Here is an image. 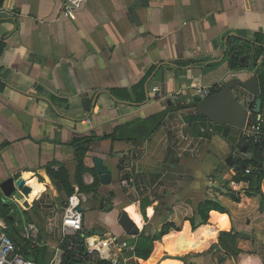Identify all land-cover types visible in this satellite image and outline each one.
<instances>
[{"label":"crops","instance_id":"crops-1","mask_svg":"<svg viewBox=\"0 0 264 264\" xmlns=\"http://www.w3.org/2000/svg\"><path fill=\"white\" fill-rule=\"evenodd\" d=\"M63 1L0 0L10 10L0 15V182L7 168L44 187L33 197L25 179L31 192L24 203H13L21 235L32 226V244L48 248V264L58 249L62 259L63 214L76 196L87 235L95 230L105 234L102 239L133 243L167 222L177 226L154 242L147 260L114 252L119 260L264 264V200L247 196L250 183L231 180L230 165L220 166L230 157L234 162L250 155L240 150L247 141L242 132L226 137L213 131L210 121L197 122L196 131L185 119L194 113L190 109L169 112L159 127L153 121L165 110L166 97H193L194 86L247 82L258 75L264 54L256 65L233 70L226 52L231 43L244 41L264 48V0H86L69 18L61 13ZM234 93L246 107L257 98L241 85ZM119 127L122 140L98 139L84 157L91 169L94 157L102 158L113 174L111 183L97 192L75 186L62 206L45 167L53 161L65 165L74 182L73 138L102 137ZM94 179L93 173L84 174L86 184ZM209 199L226 212L211 210L208 221L194 229L189 218L196 215L198 222L199 204ZM122 212L135 223L131 233L119 224ZM217 215L227 216L226 227ZM201 229L204 239L198 238ZM80 253L95 258L85 248Z\"/></svg>","mask_w":264,"mask_h":264},{"label":"trees","instance_id":"trees-1","mask_svg":"<svg viewBox=\"0 0 264 264\" xmlns=\"http://www.w3.org/2000/svg\"><path fill=\"white\" fill-rule=\"evenodd\" d=\"M256 41L259 42V39L257 38ZM2 48L3 44L0 42V53L2 52ZM263 54V46L256 43H251L249 41H244L242 44L231 43L226 52V59L231 69L238 70L246 68L250 64L256 65L260 58H262ZM245 55H249V60L241 61V58ZM215 65L217 64L211 63L208 66L214 67ZM257 79L260 90V97L262 99V110H264V65L259 70ZM220 89L221 87H219L218 85H214L211 88L213 93L218 92ZM255 100L251 102V107H254ZM164 117L165 115L155 116L153 118V121L155 122L154 126L159 127L162 124ZM256 117L257 115L254 114L253 122H256ZM185 119L193 125L196 131L199 130L198 125L196 124L197 122H201L204 126H206L209 121L208 118H206L205 116L196 113L186 115ZM121 128L122 127H119L113 134L105 135L102 137L97 136L95 134H91L77 136L73 138L70 145L75 151V159L77 162L74 182L71 181L69 172L65 165L57 161H53L45 167L51 180L60 190L59 198L62 200V206H66L67 203L66 200H64V196L70 197L75 191V186H78L81 192L98 191L99 187L101 186L100 176L95 168L91 169L85 165L84 157L86 156V153L91 149V144L98 139L110 138L112 140H122L124 137H122L120 134ZM211 128H213L214 131L215 128L212 124ZM248 139V142H245L244 140L242 144H240V150L242 151L243 147L247 146L246 153L250 155L234 158L233 164L230 165V168L234 171V174H232L231 176V180L237 182H249L250 186L248 189L245 190V194L247 196L260 195L261 198L264 200V194L261 192V184L264 179V121L261 122V132L258 140H255L254 137H250ZM247 169H250V173H246ZM87 172L93 173L95 177L94 182L91 185H88L84 182V174ZM126 177H128L127 179H129V176H125V178ZM230 195L232 198L235 199V201H240V197L236 196L234 192H231ZM214 209L220 212H226V209L224 207H222L213 200L209 199L200 203L197 213L199 218L198 222L196 221V215L189 218L192 227L195 229L199 224L206 223L209 219V212ZM14 211L15 210L13 203L0 202V216L4 218L7 222L6 229L8 234L10 235L12 240L17 244V246H21L23 248V252L26 257L33 259L37 262V264H48V260L50 258V252L48 251V248L41 244L33 245L32 241L26 240L21 235L20 228L15 226L16 218L14 215ZM214 218L219 219L221 226H227V216L217 215ZM172 229L178 228L174 223L167 222L163 224V226L153 235H145L141 233L139 234L136 241H134L133 243H129L130 246L134 245V248H126L124 249V252L127 256L147 260L153 251L154 242L160 240ZM88 235H92V232H89ZM77 238L78 237L76 235H68L62 242V262L64 264H85L88 261H91L93 264H112L111 261L104 259L91 260L88 255L80 253L77 250V246L75 245V243L77 242ZM135 264L139 263L135 262Z\"/></svg>","mask_w":264,"mask_h":264},{"label":"water","instance_id":"water-1","mask_svg":"<svg viewBox=\"0 0 264 264\" xmlns=\"http://www.w3.org/2000/svg\"><path fill=\"white\" fill-rule=\"evenodd\" d=\"M248 59L249 55H245L241 58V61ZM240 85L250 90L257 97L254 107H246L235 95L234 90ZM219 87H221V89L218 92L213 93V91L210 90L208 94L195 95L193 97H190L188 94H182L176 97L174 101L168 100L165 110L160 113V116L167 115L169 112L176 110L190 109L192 112L208 118V120L214 124L215 131L229 138L234 135H241V129L246 125H251L253 114H261L262 120L264 121V110H262V99L260 97L256 75L247 82L231 79ZM144 133L146 134L147 130H144ZM243 150L246 151L247 146H244ZM93 162L100 176L101 184H110L113 177L110 168L104 164L103 159L100 157H94ZM225 164H233V157L223 161L220 166L223 167ZM124 165L125 159H122L118 168L122 170L124 169ZM6 174L7 177L0 182V190L6 197H10L14 194L21 203H24L26 197L31 192V187L26 184L24 178H16L11 175L7 168ZM106 208H111L109 200H107ZM119 224L127 233H131L135 229V223L127 212H122L119 218ZM83 243L84 238L80 236L77 244V250L79 252L84 250Z\"/></svg>","mask_w":264,"mask_h":264},{"label":"built area","instance_id":"built-area-1","mask_svg":"<svg viewBox=\"0 0 264 264\" xmlns=\"http://www.w3.org/2000/svg\"><path fill=\"white\" fill-rule=\"evenodd\" d=\"M86 0H64L61 9V13L64 17H71L77 8H79ZM10 10L3 6H0V15L9 13ZM260 64V62H259ZM221 86V85H218ZM210 87H199L194 86V96L195 95H203L208 94L211 90ZM179 96V95H178ZM177 95L166 97L167 100L174 101ZM251 107V106H250ZM254 115V114H253ZM262 115L257 114L256 122H252L248 130H246L245 126L243 129V137L249 141L248 138L254 137L255 140H258L260 132H261V122ZM247 173H250V170H246ZM3 193V192H2ZM12 203H19V200L13 194L10 198ZM80 201L76 196H72L69 199V203L66 206L62 219V230L64 233V238L68 235H72L78 232H81L84 229V216L83 212L79 209ZM7 222L4 218L0 216V264H37L36 261L26 257L23 252V248L21 246H17V244L12 240L10 235L7 232ZM32 226L26 227V234L24 237L26 240H32L33 230ZM86 237L85 242L88 244L87 252L91 255L92 253L98 254L100 259L109 260L112 264H120L119 259L113 257L114 252H123L124 249L130 248L133 249L132 246L129 245L127 241H119L117 237L110 236L105 239L100 238V236ZM93 240V241H92ZM26 248V246H25ZM126 261V258L123 259ZM50 264H64L60 257V250H57L55 257L52 259Z\"/></svg>","mask_w":264,"mask_h":264},{"label":"rangeland","instance_id":"rangeland-1","mask_svg":"<svg viewBox=\"0 0 264 264\" xmlns=\"http://www.w3.org/2000/svg\"><path fill=\"white\" fill-rule=\"evenodd\" d=\"M257 115V114H256ZM251 122H253V115H252V120H251ZM247 126V125H246ZM248 127H250L249 125L247 126V127H245L246 128V130H248ZM243 129L244 128H242L241 129V132H242V135H243ZM245 138V137H244ZM0 201H2V202H6V201H10V198H8V197H6L4 194L3 195H0ZM14 215L16 216V217H18L19 215H20V213L18 212V210H15L14 211ZM92 232V235H87V233H84L83 232V230L81 231V232H78V233H75L76 234V236L77 237H80V236H82L83 238H84V243H83V246H85L84 248L87 250V248H88V244L85 242V238L86 237H93V238H96L95 236H100V238H103V237H106L105 236V234H102V235H98V234H96L95 233V230L94 231H91ZM75 234H72V236L73 235H75ZM77 244H78V241L76 242ZM121 254H123V253H121ZM91 256H94L95 258H94V260H96V259H100L99 257H98V255H97V253H92L91 254ZM119 256H120V254H119ZM51 257V256H50ZM128 258H126V260H127ZM120 262V264H135V261H130V260H128V261H124V260H119Z\"/></svg>","mask_w":264,"mask_h":264},{"label":"bare ground","instance_id":"bare-ground-1","mask_svg":"<svg viewBox=\"0 0 264 264\" xmlns=\"http://www.w3.org/2000/svg\"><path fill=\"white\" fill-rule=\"evenodd\" d=\"M25 179L28 181V184H30L32 187H33V192L31 193V196H38L39 194H40V192L41 191H43L44 190V187H43V185H41V184H38L37 183V181H36V179H31V177H30V175L28 174V175H26V177H25ZM206 232V229H201L200 231H198V238H200V237H202L203 239H204V237H205V233ZM181 234V233H180ZM174 236V235H173ZM172 235L170 236V237H172V239L173 238H175V237H173ZM180 236V235H179ZM179 238V237H178ZM178 238H176L175 240H177ZM180 238H181V236H180ZM179 238V239H180ZM169 239V238H168ZM201 240V239H200ZM93 241V240H92ZM175 243H178V242H175ZM180 245V243L178 244V246ZM184 245V244H183ZM193 244H191L190 246H192ZM172 245H170V247H171ZM177 246V245H176ZM175 246V247H176ZM174 252H176V251H174ZM163 264H166V262L164 263L163 262Z\"/></svg>","mask_w":264,"mask_h":264}]
</instances>
